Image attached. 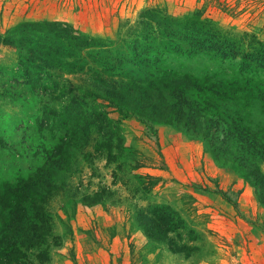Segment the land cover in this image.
Instances as JSON below:
<instances>
[{"label":"rangeland","instance_id":"obj_1","mask_svg":"<svg viewBox=\"0 0 264 264\" xmlns=\"http://www.w3.org/2000/svg\"><path fill=\"white\" fill-rule=\"evenodd\" d=\"M147 10L176 20V34L200 13L186 35L207 34L222 54H167ZM63 29L102 46L81 49ZM0 34V194L36 184V221L50 226L45 264H264V205L232 163L252 159L226 117L191 105L189 123L172 116L179 107L107 95L148 72L149 43L167 57L162 69L226 93L264 44V0H0ZM54 52L93 53L121 77L95 88L92 74L44 65ZM232 98L263 122L258 95ZM226 102H216L222 114L234 110Z\"/></svg>","mask_w":264,"mask_h":264},{"label":"trees","instance_id":"obj_2","mask_svg":"<svg viewBox=\"0 0 264 264\" xmlns=\"http://www.w3.org/2000/svg\"><path fill=\"white\" fill-rule=\"evenodd\" d=\"M156 13L157 11L147 10L141 17L148 20L149 25L153 23L160 25L161 32L157 34L158 38L155 41H158L159 46L167 54L180 55L188 59L199 55L222 54V48L218 44L210 45L213 42L207 41V34L202 39H194L186 35L187 31L191 30V25L202 20L200 13H194L192 16L184 18L188 21L190 27H181L183 29L181 32L177 31L178 34L174 33L175 29H172L176 20ZM61 33L78 41L81 49L83 47L96 49L102 46L98 45L96 40L91 41L90 39L89 42L88 39L80 36L69 35L68 30L65 29ZM177 35L179 39L175 40ZM2 38L3 35L0 34V43ZM258 44L261 48L256 61H253L254 66L245 61L240 66L241 75L238 74L241 78L239 79L236 75H233L229 84H226L229 85V89L226 88V93L225 90L214 88L209 84V78L204 79V85L200 84L198 78L193 74H181L179 71L182 69H178L177 72H173L166 67L162 69L161 63H165L167 57H164L161 53L159 54L158 49L153 48V44L149 43V47L146 48L148 51L150 50L149 53L151 54L148 53L150 57V61L146 65L148 72L142 73L136 78L127 74L125 79H128L129 82L126 83V86L133 90L122 88V91L119 92L115 90L117 87L111 86L114 90L108 91L107 95L110 100L122 105L133 101L140 105L145 104L146 107L152 109L154 105L158 104L171 106V108L179 107L180 111H176L172 116L179 115L189 123L193 122V119L189 117L191 105H196V107L201 108L210 115L226 117L229 134L233 139L238 138L236 140L240 144L246 145L245 152L248 158L256 160L254 164L252 160L239 158L236 161L235 159L232 160V163L239 165L245 177L255 187L261 204L264 205V173L258 166V162L264 161V120L262 123H255L257 120H253V116L247 111L248 108L243 106L240 109L239 104L235 103L232 98L238 93H244L251 97L258 95L263 108L261 115L264 118V44L261 42ZM54 53L57 55L56 58L46 61L44 65L50 66L51 63L49 62H52L57 67H68L72 73L92 74L95 88L107 85L109 80L112 81L114 77H121V75H116L114 66L109 61H100L93 57V53L87 52L83 57L61 56L57 52ZM142 53L144 54L146 51ZM66 57L69 61L64 62ZM38 64L42 65V63ZM90 64L96 67L92 68ZM224 98L227 102L234 103V110H230L229 113L226 110L222 114L216 102L221 103ZM172 116L171 118H173ZM239 148L241 149V147ZM229 150H226V155L236 157L240 154L236 150ZM231 151H236L237 154H233ZM38 195L36 184H28L27 182H21L15 186L11 185L4 194H0V264L46 263L45 253L40 248L47 245L50 226L42 220V225L37 224L36 220H39V217H37L38 213L36 212L39 208V198L37 199L36 196Z\"/></svg>","mask_w":264,"mask_h":264}]
</instances>
